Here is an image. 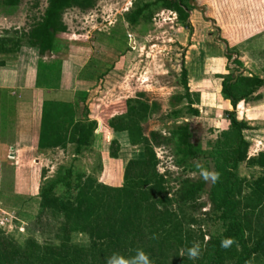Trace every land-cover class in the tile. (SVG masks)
Returning a JSON list of instances; mask_svg holds the SVG:
<instances>
[{"label": "trees", "instance_id": "16d2710c", "mask_svg": "<svg viewBox=\"0 0 264 264\" xmlns=\"http://www.w3.org/2000/svg\"><path fill=\"white\" fill-rule=\"evenodd\" d=\"M21 3L22 0H0V7L15 8ZM96 5L97 0H47L45 12L28 29L6 30L0 34V56L18 54L25 47L37 50L41 59L58 53L62 49L60 36L68 31L65 13L70 9L89 11ZM155 7L175 12L185 28L193 29L189 10L192 7L185 0L146 2L127 15L129 25L150 19ZM227 47L225 57L229 60L230 74L224 76L221 95L231 102L233 111L226 113L229 128L217 144L218 178L209 191L212 208L219 213L224 233L207 242L201 234L204 254L199 264H254L264 254V230L256 233L253 243H249L247 223L242 222L246 220L232 197L236 188H241L236 171L245 163L249 168L263 171L258 179L244 183L250 191L248 201L252 213L259 214L261 207L264 208V150L249 157L250 143L244 134L250 127L237 119L236 112L239 103L253 100L254 94L264 86V80L244 76L236 53L228 44ZM0 64L4 66L5 62ZM181 78L185 92L171 99L170 118L199 117L184 66ZM180 104L183 107L175 109ZM126 107V113L113 117L108 126L115 133H127L129 144L141 151L143 157L127 163L123 185L117 188L104 185L93 176L80 174L75 165L65 168L64 172L60 170L55 179H47L40 191L37 219L50 212L62 221L61 235L57 236L60 245L43 247L33 239L27 240L23 248L0 229V264H106L113 253L129 258L137 249L146 252L152 264H179L181 252L184 250L187 254V249L193 245L189 233L193 225L199 224L196 212L205 207L200 200L206 192V183L180 178L174 190L168 178L171 172L158 170L157 150L169 148L180 169L191 168V161L199 157L200 150L188 122L175 125L167 135L159 131L147 135L144 125L156 105L144 100V95L129 99ZM41 127V151L65 150L69 144H74L76 154H81L92 148L98 124L89 118L88 111L84 112L83 120L77 121L74 106L47 101L43 105ZM119 146L117 140L111 142V158H118L119 151L114 148L119 150ZM60 188L65 189V195H59ZM73 233L85 234L89 245L72 244ZM225 238L233 242L222 248L221 240Z\"/></svg>", "mask_w": 264, "mask_h": 264}, {"label": "rangeland", "instance_id": "374dc122", "mask_svg": "<svg viewBox=\"0 0 264 264\" xmlns=\"http://www.w3.org/2000/svg\"><path fill=\"white\" fill-rule=\"evenodd\" d=\"M153 1L155 0H97V5L92 10L83 12L79 9H70L65 13L64 22L68 26V31L60 36L62 49L46 57L47 62L60 72L59 75L66 82V87L73 85V82L77 83L78 80L86 82L81 84L82 89L94 85L91 93L77 103V113L82 120L83 112L88 111L91 119L97 121L98 127L95 132H98V138L96 143L93 142L91 149L84 150L81 154H76V146L69 144L65 150L42 152L43 154L38 155L35 161L32 159V164L24 162L32 157L23 155L22 159V151L21 154H15L11 150L6 154L8 161H5V166L1 168L4 176L2 178L4 191L0 196L2 201L0 229L23 248L26 247L27 240L33 239L43 247L60 245L57 236L61 235L59 228L63 224L62 221L54 218L50 212H46L40 220H37L40 213L39 195L47 179H55L60 170L64 172L65 168L75 165L76 171L80 174L93 176L102 183L103 152L106 148L110 149L114 139H117L120 145L119 150L117 147L114 148V151H119V158L122 159L118 164L120 168L126 160L142 157V154L137 153V148L128 143L127 133L113 134L108 129L109 121L115 116L126 113L127 101L136 98L139 94L144 95V100L150 104L156 105L155 112L144 125L147 135L151 131H159L167 135L175 125L188 122L192 128L194 142L200 150L199 157L191 161L192 167L189 169L176 167L169 148L162 147L157 150L160 159L158 170L160 173L171 172L168 178L174 185V190L177 189L180 178L206 183V192L200 200L205 207L200 212H196L199 224L193 225L189 233L193 244L199 243L200 254L198 258L190 260L183 250L179 264H199L204 254L201 249V234L207 242L224 233L219 213L213 210L209 196L213 180L202 178L201 171L216 173L217 144L222 141L223 133L228 131L229 121L226 114L219 111L216 114L211 112L219 106L216 101L217 93L212 88L210 92H203L204 88L198 82V78L203 76L201 71L203 69L206 71L209 65L206 63L201 69L202 52L220 61L219 64L216 62L210 65L208 72L204 74V77L210 79V82L204 83L205 87L217 86L218 81L230 74L227 70L229 60L224 56H217V50L213 46L217 43V32L211 29V23L204 19L203 14L191 5L192 8L189 10L192 30L185 28L175 12L159 7L152 9L153 14L150 19L141 20L139 24L130 26L127 15L136 7ZM185 1L190 2V0ZM196 1L199 6L210 3V0ZM46 7L47 0H22L21 5L15 8L0 7V34L6 30L28 29L42 16ZM213 11L212 20H215L217 28L221 31L219 38L237 54L240 50L238 46L233 45L234 35L227 32V19H219L218 10ZM208 39L213 41H211L212 46L204 45ZM197 44L198 46L191 50V46ZM220 45L224 46L223 43ZM11 56L5 57L9 59ZM64 61H69L73 67L69 68L68 65L63 68ZM183 66L187 70L191 98L195 107L199 109L200 116L175 119L170 118L173 111L170 101L175 95L185 92L181 78ZM73 73H76L74 78ZM182 105L175 109L182 108ZM261 125L262 128L248 130L244 134L250 143L249 157L264 150V123ZM17 158H20L19 165ZM106 165L105 180L108 182H112L113 176L117 178L125 169V166L123 171L118 167L114 168L113 162H107ZM18 167L19 173L22 169L21 180L16 173ZM262 172L257 168H249L245 163L236 171L239 178L238 185L241 188H236L232 197L238 203L237 208L238 212L242 213L241 217L246 220L242 222L247 223L246 236L251 239L250 244L253 243L256 233H262L264 230V208L261 207L259 214L252 213L250 207L252 205L248 201L250 191L244 181L256 180L262 176ZM9 174L12 178L8 180L6 186L12 191L15 186L18 189L17 185L20 182L21 193H17L15 201L11 200L4 186L7 180L5 176ZM23 191H26V194H23ZM64 192L63 188L58 190L61 196L65 195ZM71 236L72 244L89 245V239L85 234L73 233ZM237 251L240 252V249ZM254 264H264V254L260 255Z\"/></svg>", "mask_w": 264, "mask_h": 264}, {"label": "crops", "instance_id": "0c3cea01", "mask_svg": "<svg viewBox=\"0 0 264 264\" xmlns=\"http://www.w3.org/2000/svg\"><path fill=\"white\" fill-rule=\"evenodd\" d=\"M203 7L206 8L207 18L212 19L211 15L214 12L213 10L216 9L220 16L219 19H227V32L235 37L233 45L238 46L240 50L236 54V57H238V60L243 65L242 70L244 71V76H257L264 80V0H210V3H204ZM211 41L212 40L208 39L204 42V45L208 47L212 46L213 43H211ZM197 46L198 44L192 45L191 50ZM213 46H215L214 48L217 50L218 57H225L227 51L225 44L222 47L220 43L217 42L216 45L213 44ZM37 53V50L25 47L16 56H11L12 58L9 57L8 59L5 56L0 57V63L1 61L5 62L4 66L0 64V196L4 191L2 187V178L4 176L1 168L5 166L6 163L4 162L8 161L6 159V154H8L9 151L12 150L15 154H19L22 151V159L23 155L32 157L24 161L27 164H32V159L35 161L38 155L43 154L42 152H51L41 151L39 149L44 103L51 101L74 106L77 121H79L81 118L77 113V103L80 99L90 94L92 91L91 88L94 87V85L91 84L89 88L82 89L81 84H86V82L79 80L77 83L73 82V85L66 87V82H64L59 75L60 72L56 71L55 67L49 65L50 62H47L48 58L41 59L38 57ZM201 60V69H203L206 63H209L206 71L209 70L210 65L216 62L219 64L220 62L219 60L216 61L215 58H211L209 54H205L204 52L201 54ZM68 65L69 68L73 67L69 61H64L62 66L66 68ZM206 71L205 69L201 71L203 76L198 78V82L203 86V92H210V90L213 89L217 93L216 101L219 106L216 109H212L211 112L216 114L217 111H219L222 114H226L227 112L233 111L231 102L223 99L221 95L223 80L218 81V84L216 83L217 86L214 87L204 86L205 82H210L209 78L204 77ZM74 74L76 73H73V78ZM203 96L205 95L203 94ZM236 112L237 119L246 122L250 130L253 129L252 131H254L255 129L262 128L261 124L264 123V86L254 94L253 100L239 103ZM82 117L83 120L84 112ZM89 118L91 119L90 115ZM108 129L109 132L115 134L112 129ZM97 138L98 132H95L94 143H96ZM104 151L101 182L110 187H121L124 183L123 168L134 158L126 160L125 163L123 162L120 168L118 164L122 159L119 158V153L118 158L113 159L110 157L109 148H106ZM137 153L142 154L141 156L143 157L141 151ZM105 156L107 157L105 158ZM18 159L20 158H17V164L19 165ZM107 162H113L114 168L118 167L123 171L120 172L117 178L113 176L112 182L105 180ZM11 164L13 165L12 161ZM19 169V167L16 169V173L19 174L21 180L22 169L20 173ZM5 177L7 180L4 186L10 194L11 200L15 201L17 193H21L20 182L17 185L19 190L15 186V188H13L14 191H12L10 187L6 186L8 180L12 178V175L9 174ZM25 192L26 191H23V194H26ZM1 204L2 201L0 198V205Z\"/></svg>", "mask_w": 264, "mask_h": 264}, {"label": "clouds", "instance_id": "9594fccd", "mask_svg": "<svg viewBox=\"0 0 264 264\" xmlns=\"http://www.w3.org/2000/svg\"><path fill=\"white\" fill-rule=\"evenodd\" d=\"M197 167H200L197 165ZM201 176L205 180L212 179L215 181L218 178V173H212L207 171H201ZM231 238H225L221 240V247L227 248L232 244ZM200 254V245L199 243H194L192 247L187 249L188 259H196ZM183 255V252L181 253ZM106 264H152V261L149 258V255L144 252L142 249H137L135 255L129 258H125L117 253H113L112 256L107 258Z\"/></svg>", "mask_w": 264, "mask_h": 264}, {"label": "water", "instance_id": "95a60500", "mask_svg": "<svg viewBox=\"0 0 264 264\" xmlns=\"http://www.w3.org/2000/svg\"><path fill=\"white\" fill-rule=\"evenodd\" d=\"M189 4H190L191 6H193L195 9H197L198 11H200V12L203 14V17H204L207 21H209V22L211 23V27H212V29L217 31L216 41H217L218 43H223V44H225L226 47H227V44L219 38V36H220V31H219V29H218L217 26H216V22H215L214 20H212V19L207 18V16H206V8L203 7V6H199L196 0H190ZM227 48H228V47H227Z\"/></svg>", "mask_w": 264, "mask_h": 264}]
</instances>
